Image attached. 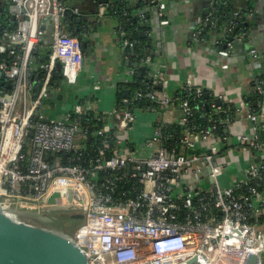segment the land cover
<instances>
[{
	"label": "built area",
	"instance_id": "1",
	"mask_svg": "<svg viewBox=\"0 0 264 264\" xmlns=\"http://www.w3.org/2000/svg\"><path fill=\"white\" fill-rule=\"evenodd\" d=\"M151 1L163 16L166 0ZM0 3L16 10L15 19L7 18L15 25L0 34V75L9 89L0 87V204L41 212L55 193L74 191L82 201L83 224L73 238L93 263L174 259L180 264H245L250 254H264V89L258 78L253 91L262 99L256 105L244 97L235 104V119L210 120L197 128L189 100L171 94L170 80L156 67L152 86L160 87L161 94L138 92L124 102L147 99L169 112L179 103L181 134L165 133L161 126L174 123L162 122L141 133L140 111L117 105L100 112L93 101H77L51 119L43 107L55 88L54 76L60 72L68 85H76L86 62L80 40L66 31L68 14L79 11L66 0ZM99 11L102 18L106 7ZM252 14L247 10L245 18ZM242 16L236 12L235 20ZM48 24L51 49L41 64L35 54L43 47ZM208 24L209 19L200 21L194 42H204ZM236 27L231 22L224 34ZM120 36L125 50L133 48L125 33ZM246 36H235V43L223 50L217 47L225 36L214 37L211 44L220 57H231L238 45L248 57L264 62ZM142 64L152 59L145 57ZM135 75L130 70L127 83ZM182 89L195 99L205 92L191 74ZM211 108L227 113L215 104ZM86 116L94 122H86ZM244 123L248 131H237ZM89 146L96 156L84 154ZM47 154L55 157L46 160Z\"/></svg>",
	"mask_w": 264,
	"mask_h": 264
},
{
	"label": "crops",
	"instance_id": "2",
	"mask_svg": "<svg viewBox=\"0 0 264 264\" xmlns=\"http://www.w3.org/2000/svg\"><path fill=\"white\" fill-rule=\"evenodd\" d=\"M95 2L97 0H66L72 10L79 11L78 15L73 12L68 14L65 22L67 26L71 25L72 34L81 27L87 41L83 50L86 62L76 85H68L65 81L54 88L57 90H53L47 105L48 112L54 114L51 119L61 117L64 108L70 109L77 101H93L100 112H110L118 105V85L129 80L130 69L125 60V49L117 34L119 20L108 14L100 18V11L90 12ZM123 2L134 20L139 21L141 31L148 39L144 53L154 61L153 70L156 71V67H159L170 80L171 94L182 89L187 75L191 74L196 84L207 89L215 98L222 96L221 104L229 102L235 105L253 91L254 81L264 75L262 60L243 56L241 51L223 58L216 54L214 45L210 42L200 44L193 41V33L202 21V14L208 10L210 0H166L169 19L167 26L161 24L157 8L151 0H122ZM105 7L107 11V6ZM72 15L83 18V23L78 24ZM92 17L94 19L90 22ZM6 18V14L0 13V27ZM248 22V30L251 32L249 40L252 43L250 46L264 51V0H257ZM49 29L48 24L47 32ZM50 46L47 47L44 40L42 51L45 57H49ZM147 66L151 68V64ZM151 75L154 76L153 71ZM180 114L181 110L178 108L171 112L163 110L162 113L139 112V131L142 133L151 130V123H176ZM248 129L249 126L245 123L237 126L239 132H247Z\"/></svg>",
	"mask_w": 264,
	"mask_h": 264
},
{
	"label": "water",
	"instance_id": "3",
	"mask_svg": "<svg viewBox=\"0 0 264 264\" xmlns=\"http://www.w3.org/2000/svg\"><path fill=\"white\" fill-rule=\"evenodd\" d=\"M86 1L91 2V0ZM109 2L110 0H97L90 12L97 13L100 10V6H108ZM250 2L254 7L257 0H250ZM153 4L157 8L161 24L167 26L169 19L166 11L161 16L157 3ZM15 12V7L8 8L3 3H0V13L12 15V18L15 19V16H13ZM107 14L108 9L105 12V15ZM207 14V11L202 14V20L206 18ZM72 17L76 18L78 24L83 23V18L76 15H72ZM93 19V17L90 18V22ZM166 21L168 24H164ZM135 22L139 21L135 20ZM120 28L119 24L117 34L122 40L119 32ZM66 31L71 33L72 29L67 26ZM141 36L146 37L143 31H141ZM247 36H251L249 30ZM44 40L47 47L51 45V28ZM84 46H87V43H84ZM236 46V52L241 51V54L245 56L244 47ZM260 49L262 55H264V51H262V48ZM153 65L155 66V64ZM58 70H62L61 63H58ZM204 91L206 92V97H209L207 89L204 88ZM129 95L130 93L127 91L126 98H129ZM215 102L217 106H220V99L216 98ZM51 157H55V155L47 154L45 156L46 160ZM30 219L34 220V222H31ZM82 219L81 198L72 190H62L55 193L46 208L41 212L23 213L0 204V264H100L91 262L84 250L76 243L73 235H68L64 232L60 225L64 220L76 222ZM159 264L180 263L174 259H164ZM245 264H264V254H250Z\"/></svg>",
	"mask_w": 264,
	"mask_h": 264
},
{
	"label": "trees",
	"instance_id": "4",
	"mask_svg": "<svg viewBox=\"0 0 264 264\" xmlns=\"http://www.w3.org/2000/svg\"><path fill=\"white\" fill-rule=\"evenodd\" d=\"M114 3V4H113ZM210 6L207 10V16L205 19H209L210 24L205 27L203 31L202 37L204 42H199L200 44L206 42H212V39L216 36H225V43L219 45L217 47L218 50L226 49V44L229 42L235 43V36H238L243 33H247L249 29L248 20L245 18L247 10H254V7L250 0H210ZM108 15L111 17L118 18L120 23V33H125V38L128 39L131 43H133V48H129L125 50L124 54L129 58L126 60L128 63V68L130 70H134L136 72L135 80L133 83H120L117 87V98H118V106L122 109L140 111V112H158L162 113L164 108L159 106L156 102L143 99L137 102H133L132 104H128L124 102L125 99L131 101L133 97L138 92H146V91H156V93L161 94L160 88L157 86H152V78L151 72H155L153 70V66H151V70L149 66L142 64V60L145 57H149L146 53H144L145 45L148 42L146 37L141 36V25L139 22H135L134 18L130 14V10H128L126 4L122 0H110L108 6ZM241 12L243 16L240 19L235 20V13ZM126 12V13H125ZM128 13V14H127ZM7 15V14H6ZM105 16V15H104ZM9 18V15H7ZM4 19L3 25L0 27V34L7 29L10 25H15V21H8V19ZM68 18V17H67ZM204 19V20H205ZM231 22H237V27L233 30L232 34L226 35L224 34L225 29L230 26ZM71 28V25L68 26ZM124 38V37H123ZM250 43V38L246 36ZM82 42V41H81ZM252 44V43H250ZM235 48L237 46L235 45ZM82 49L85 50L84 45L82 44ZM216 49V48H215ZM36 58L39 59L40 63L47 62L48 57L44 55L42 49L37 52ZM3 57H6L4 55ZM154 61L152 60V64ZM157 66V65H156ZM264 66V65H263ZM153 67V68H152ZM129 70V71H130ZM264 70V69H263ZM40 73V72H38ZM150 73V74H149ZM258 79L262 82V87L264 89V75L259 76ZM54 86L58 84L65 83L64 78L61 76L60 72H57L53 78ZM0 87L9 90L7 87V81L4 77L0 75ZM1 90V89H0ZM57 89H54V91ZM129 91V98H126V92ZM209 97H206V92L200 98H193L192 96H187L183 89L177 90L173 95L177 98L184 99L187 98L192 105L195 116L193 119V126L197 128H201L209 123L210 120H225L226 118L231 117L232 119L236 118L235 115V105L229 102H222L220 104V108L227 113H218L217 109H212L211 105H216V98L211 95L209 92ZM52 95V94H51ZM245 98L256 105L261 99L262 96L258 95L255 91H252L245 95ZM181 110L180 117H182V109L179 103L176 104V107ZM84 120L89 122L91 118L89 116L84 117ZM93 121V120H91ZM94 122V121H93ZM165 133H184L185 127L179 123H174L171 125H163L161 126ZM220 132L224 133V130ZM96 141V140H95ZM99 144V143H98ZM173 146V144H169V147ZM91 153L93 156H96L97 153L94 151V148L89 146L88 151L86 153ZM75 154H71L74 156Z\"/></svg>",
	"mask_w": 264,
	"mask_h": 264
},
{
	"label": "rangeland",
	"instance_id": "5",
	"mask_svg": "<svg viewBox=\"0 0 264 264\" xmlns=\"http://www.w3.org/2000/svg\"><path fill=\"white\" fill-rule=\"evenodd\" d=\"M104 21H107V20H104ZM73 91H74V89H72V93H73ZM53 92V91H52ZM68 93H71L70 91L68 92ZM52 94V93H51ZM51 98V97H50ZM49 100L50 99H48V100H45V102H44V107H43V109H44V111H45V113H46V116L48 117V118H50V117H53V115L54 114H51L50 112H48V110H47V105L49 104L48 102H49ZM50 114V115H49ZM49 115V116H48ZM30 221H32V219H30ZM34 221V220H33ZM83 224V219L82 220H80V221H76V222H74V221H71V220H64V221H62L61 223H60V225H61V227L63 228V230H64V232H66L68 235H73L74 234V232L81 226Z\"/></svg>",
	"mask_w": 264,
	"mask_h": 264
},
{
	"label": "flooded vegetation",
	"instance_id": "6",
	"mask_svg": "<svg viewBox=\"0 0 264 264\" xmlns=\"http://www.w3.org/2000/svg\"><path fill=\"white\" fill-rule=\"evenodd\" d=\"M78 14H76V15H78ZM73 36L78 38L80 40V42L82 41L81 44L84 45V43H87L86 38L84 37V35L82 33L81 27H79V29L77 28V31L75 33H73ZM31 222H34V221H31Z\"/></svg>",
	"mask_w": 264,
	"mask_h": 264
}]
</instances>
